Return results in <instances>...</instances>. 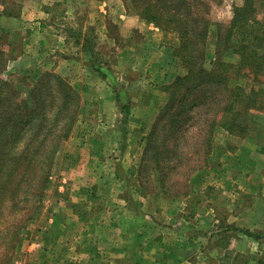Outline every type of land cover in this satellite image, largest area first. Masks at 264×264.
I'll return each mask as SVG.
<instances>
[{
	"label": "rangeland",
	"instance_id": "1",
	"mask_svg": "<svg viewBox=\"0 0 264 264\" xmlns=\"http://www.w3.org/2000/svg\"><path fill=\"white\" fill-rule=\"evenodd\" d=\"M244 1L128 0L134 11L150 6L147 14L159 15L164 31L173 37L165 47V67L152 61L153 68L142 56L150 53L152 42L137 32L128 42L112 27L109 41L95 46L93 59L101 70L94 74L81 65L84 60L88 66L92 63L86 52V58L79 54L70 59L44 46L37 27L38 21L47 20L40 16L49 4L0 0V264H47L42 251L59 201L54 192H62L67 177L102 173L100 182L105 179L110 187L118 185L110 181L112 172L132 167L152 173L170 196L192 188L211 194L213 176L223 173L222 185L232 191L227 198L242 209L236 225L221 228L227 243L237 237L234 247L227 244L226 261L264 264V238L256 240L243 231L264 232V71L253 78L241 74L246 71L242 67L236 74V68L224 66L220 73L216 65L218 60L235 62V37L227 43L225 34L234 8ZM252 2L264 20V0ZM61 9L58 5L55 11V29L76 32L78 21L59 15ZM170 15L184 23L166 22ZM182 30L186 41L180 39ZM262 34L259 52H264V30ZM188 57L192 63L187 65L197 75L175 85L187 73ZM224 76L230 87L257 90L263 102L254 108L244 100L235 103L241 126L235 123L231 130L219 119L228 102L226 81L220 79ZM158 80L164 83L159 86ZM116 91L129 104L125 125L117 103L110 117L102 105L107 94L111 99ZM132 93L149 98L134 101ZM110 139L118 141L115 150ZM235 172L234 182L229 176Z\"/></svg>",
	"mask_w": 264,
	"mask_h": 264
},
{
	"label": "crops",
	"instance_id": "2",
	"mask_svg": "<svg viewBox=\"0 0 264 264\" xmlns=\"http://www.w3.org/2000/svg\"><path fill=\"white\" fill-rule=\"evenodd\" d=\"M41 1L49 4L44 16H40L47 20L38 21L37 28L43 33L44 46L48 50L63 51L68 58L79 54L86 58L84 43L89 41L91 48H98L100 42L109 41L110 28L114 27L128 42L132 41L129 38L133 32L152 42L149 46L155 47H151L148 55L144 51L142 56L150 64L152 61L159 62L158 68L165 67L162 62L165 47H170L169 41H173V37L134 11L128 0ZM58 5L62 7L59 15L78 21L76 32L69 33L68 27L55 29ZM86 26H90V34H86ZM72 50L78 53L74 54ZM81 65L95 74L96 71L85 60ZM153 83H159L160 86L164 82L158 80ZM107 96L106 102L102 100L101 104L110 117L116 102L114 96L111 99L109 94ZM140 97L132 93L134 101ZM142 98L148 99L149 96ZM149 104L145 103L151 107ZM117 143L116 139L108 142L114 150ZM119 157L116 159L119 160ZM100 175L102 173L78 172L66 178L68 184L63 185L62 192L61 188L55 190L54 194L58 195L59 201L54 204L52 226L46 233L43 243L45 248L42 251L47 264L231 262L226 261L230 259L227 244H230L229 248L234 247L237 237L233 236L227 243L221 228L227 223L236 225L242 209L237 203H231V198H227L228 195L231 197L232 191L222 185L225 179L223 173L213 176L215 183L208 186L214 190L211 194H207L203 188H192L177 196L165 194L152 173L146 175L133 167L120 173L112 172L110 181L117 182L116 186H105V179L100 182L103 179ZM229 178L237 181V172ZM209 188L206 186V189ZM223 220L228 222L223 223Z\"/></svg>",
	"mask_w": 264,
	"mask_h": 264
},
{
	"label": "trees",
	"instance_id": "3",
	"mask_svg": "<svg viewBox=\"0 0 264 264\" xmlns=\"http://www.w3.org/2000/svg\"><path fill=\"white\" fill-rule=\"evenodd\" d=\"M252 0H245L243 5L240 7H235L234 12L232 15V19L230 22V25L228 27V30L225 34V42H231L230 37H235V41L231 46V53L236 55V59L234 63H227L222 62L221 60H218L216 62V65L219 67V72L221 73L222 67H233L236 68V74L240 73V69L238 67H242L246 71H243L244 75H251L253 78L264 71V52H259L258 48L256 47L258 44V41L262 39L263 34L262 31L264 30V20L260 19L256 14L255 7L252 5ZM150 10L151 7L148 6V8H145V11L139 12L140 15L146 19L148 22H152L156 26L160 27L162 30L165 29L162 26V23L160 21L159 15H149L147 14V10ZM174 20H178L181 23H184V20L181 18H176L174 15H170L167 18L166 22H171ZM261 31V35L258 34V32ZM180 39L187 40V34L185 31L182 30V33L179 34ZM83 50L88 54L89 60L92 62L90 67H92L96 71H100L101 67L99 65H96L94 59H93V53L94 49L90 47L89 41L88 43H84ZM192 57V56H191ZM191 57H188V60L185 65H190ZM187 65V73L180 77L179 82L177 80L175 81V85L180 84V82L190 79L191 77H195L197 73H194L193 67ZM195 74V75H194ZM207 79H210V77H207ZM221 80H225L226 83L224 84V88L226 89L227 94V104H225L221 109V114L219 116V119H222V126L225 129H229L230 126H233L235 123L237 126H241L238 122V111L234 110L233 107L235 103L244 100L249 105V107H260L262 106L263 102L259 103V98L256 96L257 90L253 88H247L245 86L235 84L233 87L229 86L228 76H224L220 78ZM228 81V84H227ZM210 90L214 91L215 86H209ZM115 101L119 105V112L122 115V123L123 125L126 124L127 118L129 115V104L126 102H122L120 98V93L116 91L115 93ZM233 109V111H231ZM122 130L125 131V127H122ZM232 132V131H230ZM162 187V185H161ZM163 188V187H162ZM166 191V190H165ZM177 196V195H173ZM244 232L248 233L250 236H252L254 239H261L264 238V232L261 231H250L247 229L243 230Z\"/></svg>",
	"mask_w": 264,
	"mask_h": 264
},
{
	"label": "built area",
	"instance_id": "4",
	"mask_svg": "<svg viewBox=\"0 0 264 264\" xmlns=\"http://www.w3.org/2000/svg\"><path fill=\"white\" fill-rule=\"evenodd\" d=\"M35 245H36V246H39V242H36Z\"/></svg>",
	"mask_w": 264,
	"mask_h": 264
}]
</instances>
